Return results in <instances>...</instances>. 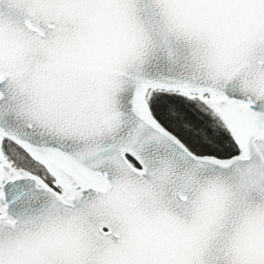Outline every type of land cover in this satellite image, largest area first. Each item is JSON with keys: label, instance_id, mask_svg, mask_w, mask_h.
<instances>
[{"label": "snow or ice", "instance_id": "1", "mask_svg": "<svg viewBox=\"0 0 264 264\" xmlns=\"http://www.w3.org/2000/svg\"><path fill=\"white\" fill-rule=\"evenodd\" d=\"M0 264H264V0H0Z\"/></svg>", "mask_w": 264, "mask_h": 264}]
</instances>
